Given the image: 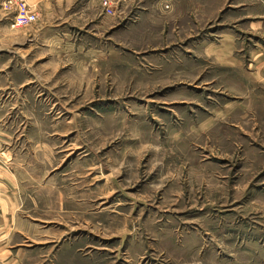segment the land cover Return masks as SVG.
Segmentation results:
<instances>
[{"label":"rangeland","instance_id":"rangeland-1","mask_svg":"<svg viewBox=\"0 0 264 264\" xmlns=\"http://www.w3.org/2000/svg\"><path fill=\"white\" fill-rule=\"evenodd\" d=\"M11 1L0 122L60 229L42 264H264V0H133L36 43Z\"/></svg>","mask_w":264,"mask_h":264},{"label":"crops","instance_id":"crops-1","mask_svg":"<svg viewBox=\"0 0 264 264\" xmlns=\"http://www.w3.org/2000/svg\"><path fill=\"white\" fill-rule=\"evenodd\" d=\"M133 0H28L39 19L31 24L29 40H58L86 32L99 34L119 24L113 15L106 12L105 2L115 12L120 4ZM0 0V16L3 14ZM14 22L18 14L17 0L11 1ZM9 15H7L8 17ZM15 31L22 30L13 26ZM76 41V40H75ZM0 122V264H42L47 261L51 237L60 234L58 227H50V205L48 201L28 199L29 181L35 180L21 170L16 152L14 134L3 130ZM28 182V185H27ZM38 196V195H37ZM39 197V196H38ZM59 226V225H57ZM54 240V238H53ZM38 247L33 248L36 244Z\"/></svg>","mask_w":264,"mask_h":264},{"label":"built area","instance_id":"built-area-1","mask_svg":"<svg viewBox=\"0 0 264 264\" xmlns=\"http://www.w3.org/2000/svg\"><path fill=\"white\" fill-rule=\"evenodd\" d=\"M18 4V14L15 19L16 26H29L38 21L39 16L35 9L30 6L28 0H17ZM106 12L109 14H114V10L111 8L108 2H105Z\"/></svg>","mask_w":264,"mask_h":264}]
</instances>
